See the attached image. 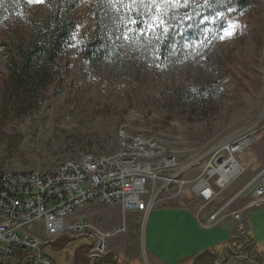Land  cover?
<instances>
[{"label": "rangeland", "instance_id": "obj_1", "mask_svg": "<svg viewBox=\"0 0 264 264\" xmlns=\"http://www.w3.org/2000/svg\"><path fill=\"white\" fill-rule=\"evenodd\" d=\"M75 1L77 8L61 16L74 22L76 31L57 65L50 66L45 77H19L8 62H20V48L27 50L34 32L55 22L54 4L0 0V174L45 172L87 154L111 156L118 151L122 129L143 130V135L154 134L170 142L173 151L184 153L181 166L202 158L187 171L172 172L184 186L172 184L159 192L161 202L150 216L126 215V232L111 241L110 254L116 260L158 264L146 252L152 235L159 237V249L167 257L185 255L176 217L162 206L172 203L190 208L203 223L219 212L222 217L237 210L243 211L245 222L249 213L257 241L264 242V206H251L254 186L264 181V0L242 9L233 3L216 18L204 19L199 37L187 39L164 60L133 37L137 19L125 16L140 4L144 26L158 31L167 23L165 16L187 14L208 0H103L105 13L116 24L110 31L120 37L104 36L109 52L98 65L85 57L97 2ZM147 11H152L150 18ZM244 141L248 146L240 152L226 149ZM215 156L233 158L241 168L223 188L217 184L219 174L208 175ZM201 180L213 191L209 201L194 190ZM79 216L107 231L124 223L120 205L95 204ZM229 221L236 231V223ZM84 244L85 239L62 238L44 250L54 264H83L89 260ZM234 258L239 264H264V256L262 262L244 253Z\"/></svg>", "mask_w": 264, "mask_h": 264}, {"label": "built area", "instance_id": "obj_2", "mask_svg": "<svg viewBox=\"0 0 264 264\" xmlns=\"http://www.w3.org/2000/svg\"><path fill=\"white\" fill-rule=\"evenodd\" d=\"M242 144L226 149L235 153ZM171 148L170 142L160 143L154 134L143 137V130L125 127L119 135L118 151L111 156L87 154L45 172L1 173L0 264H54L44 249L54 247L62 238L87 240V257L98 263L111 253V241L126 232V215L140 212L147 218L159 206V194L172 184L183 188L184 183L172 172L187 171L202 158L197 156L181 166V156H173ZM213 159L208 164L210 177L220 175V166L229 160L216 156ZM211 170L216 172L210 174ZM212 192L198 191L206 201L212 199ZM95 204L120 205L123 226L106 231L79 216ZM251 206H264V181L254 186ZM218 215L220 212L207 223L198 215L197 219L203 227L210 228L229 218L236 223V237L244 236L247 226L243 211Z\"/></svg>", "mask_w": 264, "mask_h": 264}, {"label": "trees", "instance_id": "obj_3", "mask_svg": "<svg viewBox=\"0 0 264 264\" xmlns=\"http://www.w3.org/2000/svg\"><path fill=\"white\" fill-rule=\"evenodd\" d=\"M7 1L12 2V0ZM252 1L208 0L200 7L192 8L187 14H179L175 18L165 16L167 23H165V26H162L164 28H158V31L153 30V27L147 30L148 26H144L143 19L145 20L146 18L143 11L137 10V8L142 9L140 4L136 5V10L128 12L125 18L129 20V15L133 16V18L136 17L137 23H135V26H132V29L135 30L133 37L141 43H148L151 49L157 50L160 58L164 60L167 59L174 48L179 47L187 39L199 37L200 27L204 19L216 18L230 9L233 3L242 9L247 7ZM96 2L93 39L86 46L85 57L91 58L92 62L94 61L98 65L103 62L109 52L102 43L104 36H110L111 33L112 38L117 37L116 39H118L120 34L110 31L116 27V24L115 20L109 18L105 13L103 0H96ZM53 4L54 15L56 17L55 22H50L44 29L41 28L34 32L30 47L27 50H24V48H20L19 50L20 62L14 59L8 62V68L19 77L28 73H35L37 75L43 73L44 77L47 76L48 69L52 65H57L56 59L64 52L76 31L74 22H69L65 18L62 20L61 16L64 12H73L78 6L77 1L53 0ZM147 14L150 18L152 11L150 13L147 11ZM140 31L143 32V36L137 38L135 35Z\"/></svg>", "mask_w": 264, "mask_h": 264}, {"label": "crops", "instance_id": "obj_4", "mask_svg": "<svg viewBox=\"0 0 264 264\" xmlns=\"http://www.w3.org/2000/svg\"><path fill=\"white\" fill-rule=\"evenodd\" d=\"M162 206L176 217L174 218L177 220V227L181 230V232H178L181 235L179 244L181 246L184 245L182 249H184L185 255L180 257V259L167 257L159 249V237L152 235L153 239L151 238L150 241H147V249H145L150 258L158 264H175V262L176 264H219V262L220 264H225L229 260V264H239L237 259L234 258L237 254L244 253L248 256L250 254L255 261H260L261 257L264 256V242L257 241V237L251 227V216L249 213L244 218L247 226L246 233L243 237L237 238L233 222L224 221L216 226L205 228L200 224L197 215L190 208L177 203ZM159 230L161 229L159 228ZM157 233L159 234L160 232ZM82 247H87V244ZM162 247L164 248V244ZM162 247L161 249L163 250ZM114 257L115 254H111L106 260L113 261L105 263L114 264L113 262H115L123 264L120 259L116 260ZM75 264L78 263L75 261ZM83 264H93V261L89 263V260L86 259Z\"/></svg>", "mask_w": 264, "mask_h": 264}, {"label": "bare ground", "instance_id": "obj_5", "mask_svg": "<svg viewBox=\"0 0 264 264\" xmlns=\"http://www.w3.org/2000/svg\"><path fill=\"white\" fill-rule=\"evenodd\" d=\"M143 137H152L149 135H143ZM158 140V139H157ZM160 143H165L162 141H160ZM248 146V142L243 143L240 147V150H237V152H240L241 150H243L244 148H246ZM182 154H179L176 151H173V156H181ZM233 158L227 160L226 162H224L221 166L220 169L218 170V172L221 175V179L220 181L217 183L218 186L220 188H223L227 185V183L229 181H231L233 178H235L239 173L241 168L237 165V163L235 161L232 160ZM216 172V170H211L210 174H214ZM196 191H205L206 193H211V189L207 186V183L205 180H201L200 184L196 187ZM210 191V192H209Z\"/></svg>", "mask_w": 264, "mask_h": 264}, {"label": "flooded vegetation", "instance_id": "obj_6", "mask_svg": "<svg viewBox=\"0 0 264 264\" xmlns=\"http://www.w3.org/2000/svg\"><path fill=\"white\" fill-rule=\"evenodd\" d=\"M110 255H111V254H109V255L106 256L105 258L99 260V261H98V264H106L105 262H109V263H111V261H113V260H106ZM104 260H105V261H104ZM113 263H114V264H117V263H115V262H113Z\"/></svg>", "mask_w": 264, "mask_h": 264}, {"label": "snow or ice", "instance_id": "obj_7", "mask_svg": "<svg viewBox=\"0 0 264 264\" xmlns=\"http://www.w3.org/2000/svg\"><path fill=\"white\" fill-rule=\"evenodd\" d=\"M29 3L39 4V3H43V0H29Z\"/></svg>", "mask_w": 264, "mask_h": 264}, {"label": "water", "instance_id": "obj_8", "mask_svg": "<svg viewBox=\"0 0 264 264\" xmlns=\"http://www.w3.org/2000/svg\"><path fill=\"white\" fill-rule=\"evenodd\" d=\"M94 264H98L97 261H95Z\"/></svg>", "mask_w": 264, "mask_h": 264}]
</instances>
